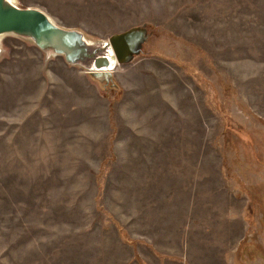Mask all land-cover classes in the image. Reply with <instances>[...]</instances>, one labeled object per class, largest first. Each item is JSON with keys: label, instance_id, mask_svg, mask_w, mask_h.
Wrapping results in <instances>:
<instances>
[{"label": "rangeland", "instance_id": "rangeland-1", "mask_svg": "<svg viewBox=\"0 0 264 264\" xmlns=\"http://www.w3.org/2000/svg\"><path fill=\"white\" fill-rule=\"evenodd\" d=\"M19 2L147 38L120 90L2 39L0 264H264V0Z\"/></svg>", "mask_w": 264, "mask_h": 264}, {"label": "water", "instance_id": "water-1", "mask_svg": "<svg viewBox=\"0 0 264 264\" xmlns=\"http://www.w3.org/2000/svg\"><path fill=\"white\" fill-rule=\"evenodd\" d=\"M7 35L37 46L45 64L51 57L62 55L67 64L85 68L105 90H120L113 78L116 64L139 52L141 42L147 38L142 27L106 39L92 38L82 27L61 25L38 6H23L19 0H0V58L6 51L2 39Z\"/></svg>", "mask_w": 264, "mask_h": 264}, {"label": "trees", "instance_id": "trees-1", "mask_svg": "<svg viewBox=\"0 0 264 264\" xmlns=\"http://www.w3.org/2000/svg\"><path fill=\"white\" fill-rule=\"evenodd\" d=\"M101 188H102V185L100 184L99 186V192L96 196V201H97V205H98V209L103 213L104 212V206L101 202ZM115 224H117L118 222L116 220H113ZM118 228H119V232H120V236L122 237L123 240H125L126 242H134V240L129 236L127 235V233H125V229L122 228L121 225H117Z\"/></svg>", "mask_w": 264, "mask_h": 264}]
</instances>
